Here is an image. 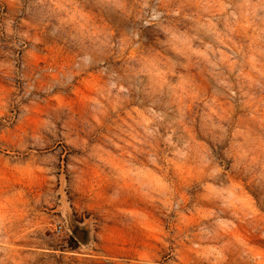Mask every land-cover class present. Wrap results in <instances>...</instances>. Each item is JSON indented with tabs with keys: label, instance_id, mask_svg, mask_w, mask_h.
I'll return each mask as SVG.
<instances>
[{
	"label": "rangeland",
	"instance_id": "rangeland-1",
	"mask_svg": "<svg viewBox=\"0 0 264 264\" xmlns=\"http://www.w3.org/2000/svg\"><path fill=\"white\" fill-rule=\"evenodd\" d=\"M0 264H264V0H0Z\"/></svg>",
	"mask_w": 264,
	"mask_h": 264
},
{
	"label": "water",
	"instance_id": "water-1",
	"mask_svg": "<svg viewBox=\"0 0 264 264\" xmlns=\"http://www.w3.org/2000/svg\"><path fill=\"white\" fill-rule=\"evenodd\" d=\"M74 235L80 240V241H84V237H85V232L84 231H80L78 229L74 230Z\"/></svg>",
	"mask_w": 264,
	"mask_h": 264
},
{
	"label": "built area",
	"instance_id": "built-area-1",
	"mask_svg": "<svg viewBox=\"0 0 264 264\" xmlns=\"http://www.w3.org/2000/svg\"><path fill=\"white\" fill-rule=\"evenodd\" d=\"M55 230L57 231V232H60L61 231V226H55Z\"/></svg>",
	"mask_w": 264,
	"mask_h": 264
},
{
	"label": "trees",
	"instance_id": "trees-1",
	"mask_svg": "<svg viewBox=\"0 0 264 264\" xmlns=\"http://www.w3.org/2000/svg\"><path fill=\"white\" fill-rule=\"evenodd\" d=\"M253 195L255 196V198H256V199H257V201H258V196H257L256 194H254V193H253Z\"/></svg>",
	"mask_w": 264,
	"mask_h": 264
}]
</instances>
